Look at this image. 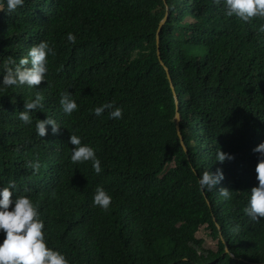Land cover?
Here are the masks:
<instances>
[{"label":"trees","instance_id":"16d2710c","mask_svg":"<svg viewBox=\"0 0 264 264\" xmlns=\"http://www.w3.org/2000/svg\"><path fill=\"white\" fill-rule=\"evenodd\" d=\"M261 23L225 16L212 0H24L0 10V73L8 56L18 60L40 40L54 51L47 82L0 90V185L11 181L13 196L36 205L46 247L68 264H264V219L243 213L257 183L252 149L264 140ZM62 91L77 104L68 115ZM37 92L42 107L24 123L17 113ZM105 102L121 108L120 119L92 114ZM45 116L58 131L46 125L38 137ZM69 134L94 148L99 174L90 161H70ZM217 148L233 158L217 162ZM28 161L39 162L35 173ZM217 168L223 179L201 191L197 176ZM96 186L111 196L106 210L92 204ZM200 226L215 248L203 246Z\"/></svg>","mask_w":264,"mask_h":264},{"label":"clouds","instance_id":"9594fccd","mask_svg":"<svg viewBox=\"0 0 264 264\" xmlns=\"http://www.w3.org/2000/svg\"><path fill=\"white\" fill-rule=\"evenodd\" d=\"M212 2L222 4L223 15L235 16L243 22L253 17L264 18V0H212ZM23 3L24 0H0V10L14 12ZM257 31L264 33V23L258 26ZM65 39L69 44L75 42V36L71 32L65 34ZM50 55H54L53 48L48 41L40 40L27 49L26 56L18 60L8 56L3 62L2 73H0V90L19 85L31 88L42 80L46 81L45 74L48 71L46 57ZM42 100L43 97L38 92L31 99L23 100L22 110L18 111L17 118L24 123H29V112L39 110L42 107ZM58 103L66 115L77 110V104L68 91L60 93ZM105 110H107L108 118L120 119L121 108L114 107L111 102L95 106L92 114L100 116ZM46 125L50 126L48 129L50 133L58 131L59 124L53 118L45 116L35 122V134L38 137L45 135ZM68 143L72 145L70 161L74 163L90 161L92 171L100 173V161L92 146L81 143V137L75 134H69ZM252 150L258 153L253 169L257 183L248 190L243 213L255 221L258 218L264 219V140L255 145ZM232 158L230 153L222 152L218 148L214 154L217 162ZM27 166L35 173L39 168V162L28 161ZM222 179L223 173L219 168L215 172L205 170L197 176V184L201 191L212 190L213 185ZM15 187L11 181L7 186L0 185V232H2L0 264H68L62 252L46 247L43 233L44 222L39 217L36 205L26 195L13 196ZM218 194L225 200L231 198L227 188H219ZM110 202L111 196L105 189L102 186H96L92 195L93 206L106 210ZM10 204L11 209H9Z\"/></svg>","mask_w":264,"mask_h":264},{"label":"water","instance_id":"95a60500","mask_svg":"<svg viewBox=\"0 0 264 264\" xmlns=\"http://www.w3.org/2000/svg\"><path fill=\"white\" fill-rule=\"evenodd\" d=\"M163 2L165 3L166 0H163ZM167 13H168V7L166 6L165 7V14L161 18V20L159 21L158 28L156 30V42H158L159 30H160L161 26L163 25V23L166 20ZM157 55H158V51H157ZM159 62L163 66V68H164V70L166 72V76H167V79L169 81V86H170L172 94H173L174 104H175V113H174L175 130H176L177 136L179 138L180 144L182 145L183 149L185 150V147H184V144H183V141H182V136H181L180 129H179L180 113L178 112V98H177V95H176V93L174 91V86L172 84L168 68L164 65V63L161 60H159ZM225 250L228 251V249L226 248V245H225Z\"/></svg>","mask_w":264,"mask_h":264},{"label":"rangeland","instance_id":"374dc122","mask_svg":"<svg viewBox=\"0 0 264 264\" xmlns=\"http://www.w3.org/2000/svg\"><path fill=\"white\" fill-rule=\"evenodd\" d=\"M201 51H198L196 54L201 55ZM198 237H201L203 239V246L205 248H215V240L211 239L209 235H207V230L204 228V226H200L198 232L196 233Z\"/></svg>","mask_w":264,"mask_h":264}]
</instances>
